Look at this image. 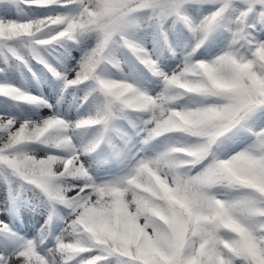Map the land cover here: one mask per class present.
Here are the masks:
<instances>
[{
    "label": "snow or ice",
    "instance_id": "obj_1",
    "mask_svg": "<svg viewBox=\"0 0 264 264\" xmlns=\"http://www.w3.org/2000/svg\"><path fill=\"white\" fill-rule=\"evenodd\" d=\"M0 102V264H264V0H0Z\"/></svg>",
    "mask_w": 264,
    "mask_h": 264
},
{
    "label": "rangeland",
    "instance_id": "obj_2",
    "mask_svg": "<svg viewBox=\"0 0 264 264\" xmlns=\"http://www.w3.org/2000/svg\"><path fill=\"white\" fill-rule=\"evenodd\" d=\"M148 40V38H147ZM149 46V45H148ZM73 55L78 57V52L74 51ZM125 61L122 63V68L125 73L129 72L130 63L128 58L121 56ZM166 63L172 64L174 66V61L167 59ZM116 78V77H114ZM39 92H42L45 97H47L52 103L56 102L54 98V93L48 89V85L45 82V78H42L37 86H35ZM75 102V100H73ZM74 106V105H73ZM60 109L62 111H67L70 118H76V111L73 110L71 105H69L66 95L60 103ZM47 109H41L40 114L46 115ZM100 169H107L112 167L110 162L100 161L98 165H94ZM101 174H104L103 172ZM2 185L0 183V197L2 196ZM1 204V202H0ZM46 218V211L41 203V198L39 194L32 192L31 190L22 191L21 198L18 201V206L13 216H9L8 213H0V219H5L10 223H15L16 227L24 234L32 236L35 234L36 230L44 223ZM56 231L59 230L57 227Z\"/></svg>",
    "mask_w": 264,
    "mask_h": 264
},
{
    "label": "trees",
    "instance_id": "obj_3",
    "mask_svg": "<svg viewBox=\"0 0 264 264\" xmlns=\"http://www.w3.org/2000/svg\"><path fill=\"white\" fill-rule=\"evenodd\" d=\"M141 35L145 38V40H147V38H148L147 41H151V40L153 39V34H152V32H151L150 29H144V30L141 32ZM172 39H174V37H173ZM149 45H150V47L152 46L151 43H149ZM77 52H78V51H77ZM78 54H79V52H78ZM161 54H162L163 57H165V61H166V60H167V57H168V55H169V53H168L165 49H161ZM120 55L123 56V57L128 58L129 61L132 59L130 56H128L127 53H121ZM78 56H79V55H78ZM33 64L35 65L34 70L37 72V77L32 78V77H31V74H30V73H27L26 70H22V72H17V73H16V76H17V77L26 78V80H27V82L29 83V86H30V87L35 86L36 84H38V83L40 82V80H41L42 78H45V82H46L47 85H48V89H49L50 91H52L55 95H56V93H59V86H58V85H54V84H52V83L49 81V79H47V78L44 76V74H43L42 72H40V69L42 68V66L36 64L35 61H33ZM130 69H131V64H130V66H129V71H130ZM148 86H150V85H148ZM55 95H54V96H55ZM68 95H69V94H66V96H68ZM70 95H71V94H70ZM83 95H84V92H83V91H80V93H79V97H80V96H83ZM68 97H69V96H68ZM71 100H72V98L69 97V105H71L72 109L74 110V109H75V106H73L74 104H73V102H72ZM4 107H6V105H4L2 102H0V110H2ZM0 183H1V185H2V191H1L2 196L0 197V202H1V205H2V202L5 201V190L8 189V188H7V185L4 183V181H3L2 179H0ZM37 194H38V193H37Z\"/></svg>",
    "mask_w": 264,
    "mask_h": 264
}]
</instances>
